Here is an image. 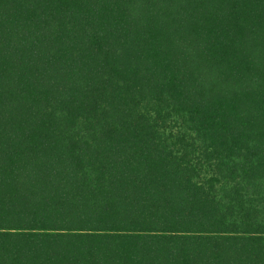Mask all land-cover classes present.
Returning a JSON list of instances; mask_svg holds the SVG:
<instances>
[{"label": "trees", "instance_id": "1", "mask_svg": "<svg viewBox=\"0 0 264 264\" xmlns=\"http://www.w3.org/2000/svg\"><path fill=\"white\" fill-rule=\"evenodd\" d=\"M0 264H264V0H0Z\"/></svg>", "mask_w": 264, "mask_h": 264}]
</instances>
